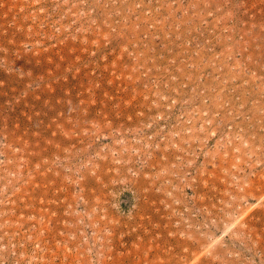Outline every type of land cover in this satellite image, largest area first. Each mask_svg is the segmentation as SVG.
Here are the masks:
<instances>
[{
    "label": "rangeland",
    "instance_id": "obj_1",
    "mask_svg": "<svg viewBox=\"0 0 264 264\" xmlns=\"http://www.w3.org/2000/svg\"><path fill=\"white\" fill-rule=\"evenodd\" d=\"M0 264H264V0H0Z\"/></svg>",
    "mask_w": 264,
    "mask_h": 264
}]
</instances>
